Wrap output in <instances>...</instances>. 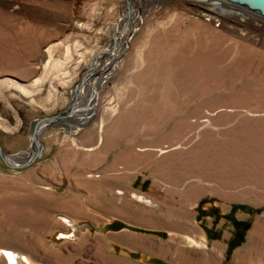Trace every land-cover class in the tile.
Listing matches in <instances>:
<instances>
[{"label":"rangeland","instance_id":"obj_1","mask_svg":"<svg viewBox=\"0 0 264 264\" xmlns=\"http://www.w3.org/2000/svg\"><path fill=\"white\" fill-rule=\"evenodd\" d=\"M222 4L0 0V145L10 159L31 158L35 121L68 109L86 76L79 111L38 129L35 161L13 168L0 157V261L10 263L7 249L16 264H39L13 247L43 214L56 226L41 253L49 261L73 242L74 259L92 261L89 239L105 242L109 211L133 230L146 229L128 222L142 213H189L192 242L219 240L228 259L242 243L264 245V16ZM103 55L110 66L95 88L90 70ZM65 153L74 181L62 178ZM71 199L89 219L63 212Z\"/></svg>","mask_w":264,"mask_h":264},{"label":"crops","instance_id":"obj_2","mask_svg":"<svg viewBox=\"0 0 264 264\" xmlns=\"http://www.w3.org/2000/svg\"><path fill=\"white\" fill-rule=\"evenodd\" d=\"M62 155L60 156L61 161L70 165L69 169L62 166V178L74 181V153ZM55 177L59 183L58 176ZM130 199L132 201L131 197ZM120 200L118 198V201ZM45 201L49 203L62 202L61 199L53 196ZM137 202L141 203L139 206L142 209L145 208L144 204H147L141 201ZM63 203L66 204L63 212L67 213L71 219H89L84 217L88 210L83 212L85 214L74 211V199L63 201ZM128 206L125 204L120 208L125 209ZM107 214L111 219H108L106 225L113 219H118L124 223V226L114 231L106 228L105 242L98 241L101 247L97 245L95 237L89 239L91 244L87 246H92V261L85 262V260L74 259V252L77 251L72 246L74 242L71 243L72 245L65 244L59 254L61 257L53 256L54 260L49 261L41 256V253L45 251L49 254L46 249L48 247L46 237L56 229L54 216L46 214L40 215L37 219H30L29 231L24 236L23 246L13 247V249L20 250L27 258L39 261V264H264V245L259 247L257 244L242 243L231 251L229 259L226 255L227 245L219 240L207 242L204 247H202L203 244L196 245L192 242L189 213L186 216L182 215L181 218L178 217V220L174 214L170 216L157 215L152 218L143 213L140 218L134 221L128 220L137 226L146 227L141 230H133L126 225L127 220L121 214L110 213V211ZM34 235L38 237H34ZM115 241L121 250L117 252L118 254L112 255ZM128 250H131L132 258L129 256ZM93 260H96V263ZM0 264H5V262L1 260Z\"/></svg>","mask_w":264,"mask_h":264},{"label":"water","instance_id":"obj_3","mask_svg":"<svg viewBox=\"0 0 264 264\" xmlns=\"http://www.w3.org/2000/svg\"><path fill=\"white\" fill-rule=\"evenodd\" d=\"M232 1L235 2V4L240 6V7L244 6L247 9L251 10L252 12H255V13H258V14H261L264 16V0H232ZM85 77L86 76L81 78L80 81L77 83V85L75 87L76 92L71 98V102L69 104L68 109H66L64 112H61L55 116H45V117H41V118L37 119L34 123V129L36 127H38L39 124L46 122L52 118H61V117L67 116V114L73 110L74 104L76 101V96H77V89L83 83ZM35 133L36 132L34 131L35 144H36L35 154L31 158L25 159L22 162L16 163L13 161V159H10V157L4 152L2 146L0 145V157L6 162V164L8 166H11L13 168L25 167V166L31 164L33 161H35L39 157V155L41 153V149H40L41 141L39 138V133H37V134H35ZM234 205L237 207L240 206V204H238V203H235ZM249 207L250 206H244V208H249ZM227 216L232 221H236V218L234 217L233 214H228ZM123 226H124V223L122 221H120L118 219H113L109 224H107V229L114 231V230H118V229L122 228ZM11 252H12V250H11ZM12 255L13 254H11V256ZM9 260H11V259H9ZM12 260H13V263H12ZM12 260L9 262H11V264H16L17 261H16V258L14 257V255L12 256Z\"/></svg>","mask_w":264,"mask_h":264},{"label":"bare ground","instance_id":"obj_4","mask_svg":"<svg viewBox=\"0 0 264 264\" xmlns=\"http://www.w3.org/2000/svg\"><path fill=\"white\" fill-rule=\"evenodd\" d=\"M202 1H204V2H206V3H209V4H211V5H213L216 9H218V10H221V8H222V6H223V4H222V2H224V1H228V2H232V3H234L235 4V2H233L232 0H202ZM140 4V3H139ZM138 4V5H139ZM242 8H244V9H246V10H249V9H247L246 7H242ZM249 11H251V10H249ZM223 12H227V13H230V12H232V14L233 13H236V11H228L227 9H224L223 10ZM126 19H128V24H129V26H130V28H131V30L133 31V30H135L134 29V26H133V22H132V16H129V18L128 17H126ZM126 25V24H125ZM124 27V26H123ZM127 27V26H126ZM125 28V27H124ZM133 33V32H132ZM115 47H116V45H115ZM112 49H114V47H112ZM105 55H103V57L101 56V57H99L97 60H96V62L93 64V66H92V68H91V70H90V77H93V81H94V84H95V88H96V83H95V77H96V75L100 72H97L98 71V69H101V67H105L103 70H102V73L104 72V71H107L108 70V68H109V66H110V64H109V62L107 61V59L108 58H106L105 59ZM114 57H117V56H114ZM109 58H110V56H109ZM111 58H113V56L111 57ZM110 58V59H111ZM99 62V63H98ZM99 64V65H98ZM97 74H96V73ZM101 73V72H100ZM89 74V73H88ZM88 74H87V76H88ZM89 77V76H88ZM84 80H85V78H84ZM83 83H84V81H83ZM83 83L79 86V88L77 89V96H76V101H75V104H74V108H73V110L74 109H76L75 107H76V105L78 104V101H77V98H78V96H79V90H80V87L83 85ZM79 107V106H78ZM77 107V108H78ZM89 109H91V108H88V110ZM73 110L71 111V112H69L68 114H67V116H69L71 113H75V112H78V111H74L73 112ZM80 111H82L81 109H80ZM87 111V110H86ZM48 122V121H47ZM42 124L44 125L45 124V122H43V123H41V124H39V126L38 127H36L35 129H36V133L35 134H37V132H38V129L39 128H42L41 126H42ZM41 149V148H40ZM35 151H36V145L34 146V149H33V151L31 152V154H30V157H32L34 154H35ZM4 253L6 254V257L8 258V260L9 259H11L12 260V256L14 255V257L16 258V261H17V258H18V255L17 254H15L13 251L11 252L10 250H5L4 251ZM11 254H13L12 256H11ZM11 260H9V261H11ZM11 263V262H10ZM12 263H13V260H12Z\"/></svg>","mask_w":264,"mask_h":264},{"label":"built area","instance_id":"obj_5","mask_svg":"<svg viewBox=\"0 0 264 264\" xmlns=\"http://www.w3.org/2000/svg\"><path fill=\"white\" fill-rule=\"evenodd\" d=\"M9 263V262H8ZM10 264V263H9Z\"/></svg>","mask_w":264,"mask_h":264}]
</instances>
